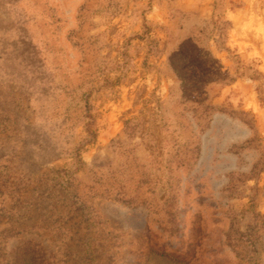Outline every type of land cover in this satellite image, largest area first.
<instances>
[{
  "label": "rangeland",
  "instance_id": "rangeland-1",
  "mask_svg": "<svg viewBox=\"0 0 264 264\" xmlns=\"http://www.w3.org/2000/svg\"><path fill=\"white\" fill-rule=\"evenodd\" d=\"M0 264H264V0H0Z\"/></svg>",
  "mask_w": 264,
  "mask_h": 264
}]
</instances>
